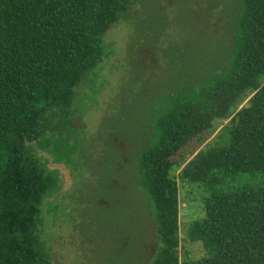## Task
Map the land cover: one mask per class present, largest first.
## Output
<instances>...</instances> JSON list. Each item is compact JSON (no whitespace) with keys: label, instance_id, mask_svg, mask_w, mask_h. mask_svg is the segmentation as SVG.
<instances>
[{"label":"trees","instance_id":"trees-1","mask_svg":"<svg viewBox=\"0 0 264 264\" xmlns=\"http://www.w3.org/2000/svg\"><path fill=\"white\" fill-rule=\"evenodd\" d=\"M140 2L0 0V264H51L41 207L59 185V169L39 151L53 164L71 162L56 153L77 151L74 88L106 56V30ZM142 30L162 33L152 25ZM229 46L219 70L164 96L137 153L136 185L156 239L149 264H264V0H239ZM227 118V137L210 140L175 175L176 155ZM239 173H256L261 182L214 189ZM180 181L210 189L203 215L186 228L187 240L206 253L197 259L178 254Z\"/></svg>","mask_w":264,"mask_h":264},{"label":"rangeland","instance_id":"rangeland-1","mask_svg":"<svg viewBox=\"0 0 264 264\" xmlns=\"http://www.w3.org/2000/svg\"><path fill=\"white\" fill-rule=\"evenodd\" d=\"M238 9L239 0H141L125 22L106 30V56L74 88L77 111L71 125L77 151L56 153L69 156L71 162L64 163L69 177L56 167L59 185L41 207L40 236L51 264H149L156 239L146 198L136 185L137 153L150 138L151 117L164 96L185 81L201 82L222 67ZM148 25L162 29L160 36L158 30L156 35L144 34L142 26ZM246 100L247 96L241 98L236 110ZM227 125L228 118L215 120L210 134L189 142L176 155L180 162L173 173L178 175L210 140L227 137ZM39 154L54 167L44 152ZM260 182L256 173H239L214 189ZM209 192L201 183L179 182L182 258L206 254L200 242L187 240L186 228L203 215L201 198Z\"/></svg>","mask_w":264,"mask_h":264},{"label":"water","instance_id":"water-1","mask_svg":"<svg viewBox=\"0 0 264 264\" xmlns=\"http://www.w3.org/2000/svg\"><path fill=\"white\" fill-rule=\"evenodd\" d=\"M50 165H53L54 167H58V168L63 169V171L65 172V177H66V178L69 177V173H68V171L65 169V167L63 166V164H51V163H50ZM65 182H66V181H65Z\"/></svg>","mask_w":264,"mask_h":264}]
</instances>
